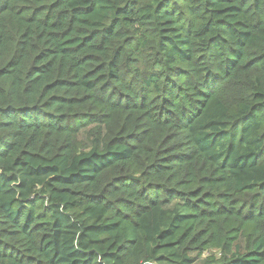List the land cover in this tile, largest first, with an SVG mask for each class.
I'll return each instance as SVG.
<instances>
[{
    "label": "trees",
    "instance_id": "obj_1",
    "mask_svg": "<svg viewBox=\"0 0 264 264\" xmlns=\"http://www.w3.org/2000/svg\"><path fill=\"white\" fill-rule=\"evenodd\" d=\"M0 264H264V0H0Z\"/></svg>",
    "mask_w": 264,
    "mask_h": 264
}]
</instances>
